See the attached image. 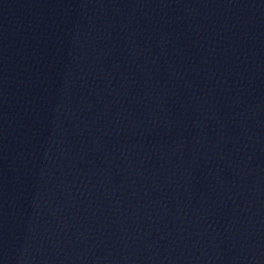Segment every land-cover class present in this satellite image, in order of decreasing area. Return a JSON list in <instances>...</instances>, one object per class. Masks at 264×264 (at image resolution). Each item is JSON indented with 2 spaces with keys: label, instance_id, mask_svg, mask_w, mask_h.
Instances as JSON below:
<instances>
[{
  "label": "water",
  "instance_id": "1",
  "mask_svg": "<svg viewBox=\"0 0 264 264\" xmlns=\"http://www.w3.org/2000/svg\"><path fill=\"white\" fill-rule=\"evenodd\" d=\"M0 264L21 263L0 243Z\"/></svg>",
  "mask_w": 264,
  "mask_h": 264
}]
</instances>
